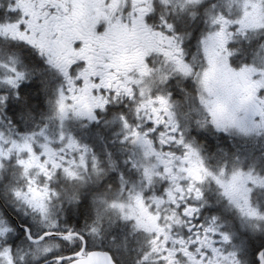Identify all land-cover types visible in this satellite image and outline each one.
<instances>
[{
	"label": "snow or ice",
	"instance_id": "1",
	"mask_svg": "<svg viewBox=\"0 0 264 264\" xmlns=\"http://www.w3.org/2000/svg\"><path fill=\"white\" fill-rule=\"evenodd\" d=\"M0 264H264V0H0Z\"/></svg>",
	"mask_w": 264,
	"mask_h": 264
}]
</instances>
